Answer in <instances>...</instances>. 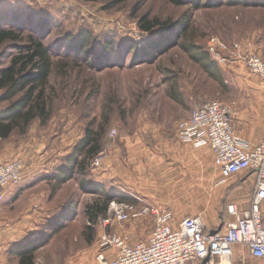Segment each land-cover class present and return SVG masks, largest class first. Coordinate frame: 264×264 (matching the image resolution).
<instances>
[{
    "label": "rangeland",
    "instance_id": "1",
    "mask_svg": "<svg viewBox=\"0 0 264 264\" xmlns=\"http://www.w3.org/2000/svg\"><path fill=\"white\" fill-rule=\"evenodd\" d=\"M25 1L60 20L61 27L53 30L46 41L49 45L56 44L66 31L87 30L99 41L110 36L117 44L134 42L137 49H143L160 37V28L153 34L143 31L141 18L147 16L149 20L172 24L189 19L188 43L200 46L224 73L225 85L221 86L184 51V36L153 61H141L135 53L129 55L123 68L93 70L85 64L70 62L64 70L58 59L47 91L53 107L47 124L35 121L25 135L14 133L8 140H0V151H11L12 158L7 161H25L21 193L2 205L0 211V264H20L17 251L24 243L10 240L25 234L28 239L39 241L35 264H98L105 236L122 237L132 223H137L135 228L141 234L151 227L140 220L114 221L112 214L120 203L113 202L108 211L113 221L106 225L99 220L92 225L93 231L89 230L85 209L101 201L98 195L80 190V179L89 178L88 175H78L57 191L51 178L65 165L88 127L102 134L105 150L104 147H120L126 140H152L157 132L171 134L194 107L206 102L220 101L233 110V115L239 109H248L255 101L252 91L264 93V81L251 74L243 61L251 53L264 59V8L225 5L194 11L187 6L176 7L168 0ZM15 6L13 0H0V13L13 12ZM6 50L8 54L12 52ZM218 53L229 61L220 64L216 60ZM6 60L7 57L5 63ZM173 94L181 96L184 104L174 100ZM5 107L0 103V110ZM103 167L92 164L91 173L97 174ZM100 184L108 192L120 194L114 180ZM69 204L74 206L77 216L62 220ZM137 237L138 234L128 236V240L131 243Z\"/></svg>",
    "mask_w": 264,
    "mask_h": 264
},
{
    "label": "trees",
    "instance_id": "2",
    "mask_svg": "<svg viewBox=\"0 0 264 264\" xmlns=\"http://www.w3.org/2000/svg\"><path fill=\"white\" fill-rule=\"evenodd\" d=\"M14 1L16 8L13 12L5 10L0 13V91L2 93L0 103L6 105L0 110L2 141L8 140L14 133L25 135L35 121H39L41 125L47 124L53 113L52 101L48 98L47 91L55 70V61L58 59L62 61L60 67L64 70L69 68L70 62L85 64L93 70L123 68L129 55L135 53L141 61H153L157 54L176 46L179 39L184 36L185 40L181 46L190 59L199 64L210 78L221 86L225 85L224 73L218 64L200 46L193 42L188 43L189 19L172 24L149 20L147 16L141 18L140 28L143 31L153 34L156 28H160V37L150 41L143 49H137L134 42H125L122 46L110 36L99 41L87 30L66 31L56 40V44L49 45L46 41L53 30L61 27L60 20L40 8L32 7L31 3L25 0ZM168 2L176 7H190L194 11L225 5L264 8V0H168ZM7 5L10 6L9 3ZM6 49L12 52L8 54ZM6 57L7 63L4 62ZM172 98L184 104L181 96L173 94ZM102 150V134L88 127L82 140L67 156L65 165L51 178L54 191H57L78 175H88L89 178L80 179L79 188L85 193L98 195L101 201L89 204L85 209L90 223L89 230H92V225L97 221L107 219L110 203L134 202L123 193L108 192L104 184L92 178L90 166ZM76 216L77 211L72 204H69L67 213L61 218L69 221ZM19 247L21 248H18L20 250L17 251V255L20 264H35V251L39 247L32 243H24Z\"/></svg>",
    "mask_w": 264,
    "mask_h": 264
},
{
    "label": "crops",
    "instance_id": "3",
    "mask_svg": "<svg viewBox=\"0 0 264 264\" xmlns=\"http://www.w3.org/2000/svg\"><path fill=\"white\" fill-rule=\"evenodd\" d=\"M252 93L255 101L248 109L237 110L232 123L236 138L250 148H255L264 140V93L258 90H253ZM178 126L179 123L171 134L157 132L152 140H126L120 147H104V153H100L107 156L103 162L104 167L101 172L92 174V178L99 181L98 183L114 180L120 193L134 200L132 203L115 201L113 205L120 203L141 209L150 206L160 211L169 210L173 214L171 223L174 229H177L186 217H200L207 232L225 231L228 225L236 220L228 213L229 205H236L241 214L250 210L256 175L253 172H243L223 182L211 148L197 147L191 142L180 140ZM10 157L9 148L0 151V164L13 161H7ZM21 190L22 186L0 188V211L2 205L13 201ZM142 202L145 203L143 207ZM112 216L114 218V213ZM102 220L106 225L113 221L108 217V213L107 219ZM139 220L151 227L149 232L137 233V223H132L120 238L129 242L128 236L134 237L138 234L130 244L148 241L153 233L155 218L147 216L133 221ZM114 221L125 223L116 219ZM28 237L25 234L10 241L28 242L33 245L39 242ZM105 254L113 258L115 250L108 249ZM213 261L215 264H264L263 259L254 258L249 249L240 244L232 247L229 258L216 256Z\"/></svg>",
    "mask_w": 264,
    "mask_h": 264
},
{
    "label": "built area",
    "instance_id": "4",
    "mask_svg": "<svg viewBox=\"0 0 264 264\" xmlns=\"http://www.w3.org/2000/svg\"><path fill=\"white\" fill-rule=\"evenodd\" d=\"M216 60L226 63L229 58L218 53ZM243 61L250 71L264 81V59L256 54L244 56ZM233 110L220 101H210L192 110L188 118L180 121L178 137L193 145L209 146L215 164L220 169L222 181L243 173L256 175V187L250 210L241 214L236 205L227 207L235 222L225 231L207 232L200 217H186L177 229L172 227L173 214L169 210L160 211L147 206L117 205L114 218L128 222L141 217L152 216L154 229L146 242L130 244L120 237L103 238L104 252L98 257V264H215L214 257L229 258L236 244L246 246L251 256L264 260V140L255 148H250L235 136ZM115 133V132H114ZM106 156L100 154L93 160L100 167ZM25 161L15 159L0 164V188L20 186L24 181ZM2 195H0V202ZM115 250L113 258L105 251Z\"/></svg>",
    "mask_w": 264,
    "mask_h": 264
},
{
    "label": "water",
    "instance_id": "5",
    "mask_svg": "<svg viewBox=\"0 0 264 264\" xmlns=\"http://www.w3.org/2000/svg\"><path fill=\"white\" fill-rule=\"evenodd\" d=\"M208 262H209V258L206 259V260H204V261L202 262V264H207Z\"/></svg>",
    "mask_w": 264,
    "mask_h": 264
}]
</instances>
